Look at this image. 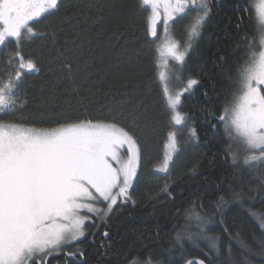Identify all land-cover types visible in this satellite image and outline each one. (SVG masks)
<instances>
[{
    "label": "trees",
    "instance_id": "trees-1",
    "mask_svg": "<svg viewBox=\"0 0 264 264\" xmlns=\"http://www.w3.org/2000/svg\"><path fill=\"white\" fill-rule=\"evenodd\" d=\"M207 4L198 34L189 37L203 15L198 9L170 26L186 48L181 80L198 83L181 99L187 123L163 174L154 168L176 127L159 79L149 8L141 0H62L54 15L32 24L43 35L21 48L39 71H24L17 106L5 119L36 127L78 119L118 122L134 130L141 148L131 199L107 218L88 222L85 237L46 264H264V232L250 215L264 213V166H243L219 120L238 92L249 46L261 50L259 21L254 0ZM14 46L0 49V79L14 75L15 65L7 63Z\"/></svg>",
    "mask_w": 264,
    "mask_h": 264
},
{
    "label": "snow or ice",
    "instance_id": "snow-or-ice-1",
    "mask_svg": "<svg viewBox=\"0 0 264 264\" xmlns=\"http://www.w3.org/2000/svg\"><path fill=\"white\" fill-rule=\"evenodd\" d=\"M61 2L0 0V49L15 45L7 62L15 65L14 75L0 79V264H46L45 258L62 244L85 235L89 217L81 215L83 211L104 219L119 199H131L129 189L137 177L141 157L138 139L133 129L118 122L78 119L55 127H36L5 119L17 106L16 93L24 71H39L32 59L25 58L22 42L43 35L32 23L54 15ZM141 4L151 8L148 30L152 36L157 35L161 6L165 33L169 21L177 15L197 8L203 12L191 24L190 38L198 34L210 11L207 0H141ZM254 8L259 18L261 50L249 46L248 59L239 70L238 92L219 117L230 136L247 149L258 150L259 154L244 158L249 167L254 162L264 166V0H258ZM157 52L159 79L166 81L168 58L183 63L186 50L180 51L179 42L172 41ZM197 83L189 79L183 91ZM163 95L171 122L182 125L187 119L178 110L183 92L173 93L165 83ZM165 147L176 150L175 132L168 133ZM171 151L166 152L159 171L167 172ZM101 202L106 208L96 206ZM250 215L264 232V213ZM187 264L204 261L188 260Z\"/></svg>",
    "mask_w": 264,
    "mask_h": 264
},
{
    "label": "rangeland",
    "instance_id": "rangeland-1",
    "mask_svg": "<svg viewBox=\"0 0 264 264\" xmlns=\"http://www.w3.org/2000/svg\"><path fill=\"white\" fill-rule=\"evenodd\" d=\"M258 2V0H254V4L255 3H257ZM197 3H199V0H197ZM148 8H149V16L148 17H150L151 16V8H150V6H148ZM198 9V8H197ZM254 10H255V8H254ZM188 11L189 10H187L186 11V13H184V14H179V15H177L176 16V19L175 20H177L178 19V17H180V16H183V15H185V14H187L188 13ZM198 11H199V9H198ZM159 12H160V15L157 17V23H156V31H157V35L156 36H152L151 34V37L152 38H154V39H156V40H158V47H157V49L158 48H160V47H163L166 43H168V42H172V41H176L177 42V40L173 37V35H172V33H171V24L175 21V20H170L169 21V24H168V30H167V33H165V26H164V24H163V20H164V8H163V6H161V8L159 9ZM255 13H256V11H255ZM199 15H201V14H199ZM257 18H258V16H257ZM258 21H259V18H258ZM148 28H149V21H148ZM180 44V43H179ZM186 50V48H183L181 45H180V51H185ZM185 60V59H184ZM183 63H184V61H183ZM183 63H180V62H177V61H175V60H173V59H171V58H168V68L167 69H164V71L166 72V77H167V79H166V81H161L162 83H163V87H165V83H167V86H168V88H169V90L171 91V92H173V93H175V92H183V95L181 96V99H182V97L185 95V94H188L189 93V90L188 91H183L185 88H186V86H187V82H184V81H182L181 80V75H180V73H181V70H180V68H181V66L183 65ZM160 71H161V69H160ZM179 107H180V105L178 106V110H179ZM187 122H186V120H185V122L182 124V125H174L176 128H175V130H172L171 132H175L176 133V150L175 151H171L170 149H167L166 147H165V145L168 143V138H167V141H166V143H165V145H164V153H163V157H162V161H161V163L160 164H158L155 168H154V170L157 172V173H159V174H163V173H167L169 170H167V172H162V171H159L158 169H159V167L163 164V161H164V158H165V154H166V152H170L171 151V160L168 162V169L170 168V165L173 163V161H174V156H175V154L179 151V149H180V147H179V143H178V132H180L181 131V129L183 128V125L184 124H186ZM226 132H228V130H226ZM228 134H229V132H228ZM168 137V136H167ZM233 140H234V142H235V144L236 145H238V151H239V153L237 152V155L238 154H240V156H242L243 157V159L246 157V156H249V155H253V154H259V152H258V150H249V149H247V147L243 144V143H241V142H239L238 140H236V139H234L233 138ZM242 159V161H241V163L243 164V166L244 167H248L247 165H245L244 164V160ZM141 161V160H140ZM253 164H258V163H253ZM139 168H140V163H139V167H138V169H137V176H138V174H139ZM137 178V177H136ZM136 178H134L133 179V181H132V187H130V189H129V195H131V189L133 188V186H134V184H135V181H136ZM129 200V199H128ZM128 200H125V199H123V198H121V199H119L118 201H117V204H121V203H125V202H127ZM117 204L116 205H114L113 206V209L117 206ZM97 207H99V208H106V203H104V202H101V203H98L97 205H96ZM110 214V213H109ZM81 215H86V216H88L89 217V219L86 221V223H85V226H86V224H88V222H93L94 221V219H100V218H98L96 215H94V214H91V213H87V211L85 210V211H83L82 213H81ZM105 218H107V217H105ZM104 218V219H105ZM103 220V219H102ZM85 226H84V228H85ZM84 232H85V234H86V231H85V229H84ZM85 237V235L83 236V237H81L79 240H81L82 238H84ZM76 242H78V241H74V242H68V243H64V244H62L61 246H60V248L59 249H57V250H55V251H53L52 252V254L50 255V256H53V255H57L58 253H60V251H62L65 247H67V245H69V244H72V243H76ZM49 256H47L46 258H45V260L48 258Z\"/></svg>",
    "mask_w": 264,
    "mask_h": 264
},
{
    "label": "flooded vegetation",
    "instance_id": "flooded-vegetation-1",
    "mask_svg": "<svg viewBox=\"0 0 264 264\" xmlns=\"http://www.w3.org/2000/svg\"><path fill=\"white\" fill-rule=\"evenodd\" d=\"M33 23H35V22H33ZM33 23H32V24H33Z\"/></svg>",
    "mask_w": 264,
    "mask_h": 264
},
{
    "label": "water",
    "instance_id": "water-1",
    "mask_svg": "<svg viewBox=\"0 0 264 264\" xmlns=\"http://www.w3.org/2000/svg\"><path fill=\"white\" fill-rule=\"evenodd\" d=\"M205 264V263H204Z\"/></svg>",
    "mask_w": 264,
    "mask_h": 264
}]
</instances>
